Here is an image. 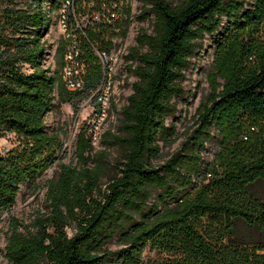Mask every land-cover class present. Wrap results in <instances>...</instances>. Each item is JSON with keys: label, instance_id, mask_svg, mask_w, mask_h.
I'll use <instances>...</instances> for the list:
<instances>
[{"label": "trees", "instance_id": "1", "mask_svg": "<svg viewBox=\"0 0 264 264\" xmlns=\"http://www.w3.org/2000/svg\"><path fill=\"white\" fill-rule=\"evenodd\" d=\"M64 1L0 0V138L17 142L0 153L7 264H264V0H143L139 20L152 16L153 32L139 33L127 56L139 64L128 69L137 80L119 133L107 130L105 149L91 158L82 127L74 166L62 163L63 141L45 118L65 104L77 114L91 99L101 78L93 49L108 46L101 6L111 4L70 0L77 14L102 16L82 29L84 85L70 91L60 74L65 39L55 48L44 40ZM207 38L209 92L179 149L154 165L159 144L179 138V119L166 120L176 115L184 72ZM214 138L218 150L208 160L205 145ZM113 147L122 152L110 160ZM22 185L45 191L46 212L29 224L10 213ZM113 242L118 249L108 248Z\"/></svg>", "mask_w": 264, "mask_h": 264}, {"label": "rangeland", "instance_id": "2", "mask_svg": "<svg viewBox=\"0 0 264 264\" xmlns=\"http://www.w3.org/2000/svg\"><path fill=\"white\" fill-rule=\"evenodd\" d=\"M171 3H176L179 0H167ZM143 0H129V3L125 4L124 0H119V11L123 15L129 16V20L120 16L115 22L117 27L114 34V38L117 40L121 49L126 53H129L132 48L137 46L136 39L141 32L151 34L153 32V17H149L143 21L139 20V15L143 9ZM128 11V12H126ZM58 15L54 17L53 23L49 26L44 40L49 45H53L55 48L60 39H63L64 35L59 30ZM86 19V18H85ZM84 19V21H85ZM80 21H83L80 20ZM86 24V22H83ZM128 61H131L128 62ZM213 45L208 41V38L203 41V48L191 58L190 68L184 72V78L182 86L185 91L183 99H174V103L177 107V113L174 117H169L166 120V124L176 122V136L178 140L171 146H164L160 143V151L158 157L154 160V165H161L166 159L170 157L172 153L179 149L180 144L185 139V135L190 133L194 127V115L199 106L200 100L209 92V83L207 80V73L211 70L213 64ZM48 63L49 61L46 60ZM130 63V64H129ZM139 64L137 59H123L117 68L116 83L113 90V99L110 105L109 117L105 127L101 134V140L97 148H92L91 158L94 154L105 149L102 145L103 134L108 130L114 134H118V128L120 126V120L122 118V110L127 105V97L132 94V83L137 80V77L129 72V68H134ZM185 101H188L187 103ZM94 103L85 101L81 104L77 114L74 113L72 108L65 104L62 105L60 110L54 109L50 111L45 118L46 127L48 132H58L63 141V152L61 153V161L64 164L74 166L76 164V158L74 157V144L75 136L79 130L83 127L85 120L88 118L92 111ZM216 135V134H215ZM215 139V138H214ZM17 145L13 135H5L0 138V153L6 150L12 149ZM109 150L110 160L118 159L121 155L122 149L120 147H113ZM218 150V142L215 139L211 143L205 145L204 157L208 160L212 159L214 153ZM52 176V170L46 172L44 177L48 179ZM107 179H104V183ZM260 195L264 198V185L259 186ZM44 190L37 193H33L26 185H22L18 193L16 203L11 210V215L22 221L25 224H29L38 212H46V204L44 201ZM7 214H4L0 221V264H7L3 258V251L6 243L7 232ZM241 231L243 236L252 238V234L249 231L243 229V226H239L238 232ZM69 235L72 231H67ZM110 250L118 249L115 242L108 245ZM147 255L154 256V253H147Z\"/></svg>", "mask_w": 264, "mask_h": 264}, {"label": "built area", "instance_id": "3", "mask_svg": "<svg viewBox=\"0 0 264 264\" xmlns=\"http://www.w3.org/2000/svg\"><path fill=\"white\" fill-rule=\"evenodd\" d=\"M125 4L129 3V0H124ZM111 6L106 8L105 4H102L100 12L105 11V19L103 22L108 23V32L104 35L105 41L108 44L103 49H93V53L96 56L98 63L101 66V78L100 82L94 91L91 99L88 101L94 103L92 111L88 118L84 122L85 136L88 139L91 148H97L100 140L103 128L105 127L110 111L111 101L113 99V90L116 83V72L123 59H127L128 53L121 49V45L114 38L115 31L117 30L115 22L123 14L119 11V0H110ZM93 7L94 3L88 5ZM105 9V10H104ZM99 11L92 12L89 16H81L75 12L74 4L70 0L62 2L58 12V26L59 30L63 33L66 41V47L63 56V66L60 74L65 87L70 91H79L84 85V65L82 62L81 52V36L82 29L88 25L97 24L102 21V16ZM125 20H129V16L123 15ZM86 18V19H85ZM83 21H80L82 20ZM85 19V21H84ZM83 22H86L84 24ZM52 51L47 56V66L53 63ZM131 63V61H128ZM129 63V64H130Z\"/></svg>", "mask_w": 264, "mask_h": 264}]
</instances>
